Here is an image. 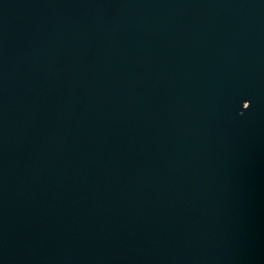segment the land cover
Here are the masks:
<instances>
[{
  "label": "water",
  "instance_id": "95a60500",
  "mask_svg": "<svg viewBox=\"0 0 264 264\" xmlns=\"http://www.w3.org/2000/svg\"><path fill=\"white\" fill-rule=\"evenodd\" d=\"M0 264H264V0H0Z\"/></svg>",
  "mask_w": 264,
  "mask_h": 264
}]
</instances>
